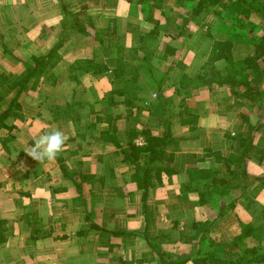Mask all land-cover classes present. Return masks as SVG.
<instances>
[{
    "label": "crops",
    "instance_id": "crops-1",
    "mask_svg": "<svg viewBox=\"0 0 264 264\" xmlns=\"http://www.w3.org/2000/svg\"><path fill=\"white\" fill-rule=\"evenodd\" d=\"M167 1L150 13L139 0H0V74L20 75L63 44L0 131L11 137L0 142V264H224L229 249L245 264L242 248L264 252V123L239 109L230 84L206 77L207 32L226 36L188 31L194 19L183 16L173 32ZM141 63L154 76L116 78ZM1 93L3 111L16 91ZM54 129L65 145L39 164L26 152ZM144 130L169 131L159 157L133 152L148 147ZM241 136H251L244 159Z\"/></svg>",
    "mask_w": 264,
    "mask_h": 264
},
{
    "label": "trees",
    "instance_id": "trees-1",
    "mask_svg": "<svg viewBox=\"0 0 264 264\" xmlns=\"http://www.w3.org/2000/svg\"><path fill=\"white\" fill-rule=\"evenodd\" d=\"M164 2L165 0H139V4L145 5L143 11L150 13L153 10H163L165 8ZM175 2L179 5H182L184 2L193 3V5H190L191 9L187 17L183 16L186 22H189L191 19H198L205 10L223 19L220 32L226 36L225 40H216L210 35V30L207 32V36H209L212 43L207 60L209 72L206 73V77L210 81H216L219 85L230 84L234 95L238 99L241 100L242 98H246L250 100L251 104L259 103L261 104V112H264V69L260 63L264 60V0H199L196 3L194 0H175ZM218 6L222 9L221 12L214 9ZM166 11L169 12L170 10ZM253 16H257L261 22L259 24L253 23L251 21ZM148 21L154 24V30L151 32V36L159 34L160 22L152 16H149ZM248 28L250 33L245 31ZM259 31H262V35H258ZM146 44L147 42H145V45ZM145 45L143 48L148 49ZM62 46V43H58L48 54L32 57L33 65L27 66L26 70L20 75L10 76L5 73L0 74V112L3 109L2 102L4 101L1 91L4 90L7 93L16 91V95L10 104L0 113V131L4 129L10 130L11 116L21 113L22 107L19 103V97L23 91L26 89L36 91L42 78L48 75L60 63L62 55L59 53V50ZM239 46H250L253 50L251 53H247L246 56L236 59L235 50ZM148 54L149 53L144 57V62H149L150 54ZM218 62L225 63L224 70L217 69L216 64ZM142 68L147 70L145 71L144 69V72L153 75V68L149 67V63L147 65H142L141 63L138 67L124 64L120 67V70L115 73L116 78L123 77V73H125L124 77L126 80L138 81ZM14 76L15 79H13ZM155 81L158 82L157 80ZM158 83L160 84L161 82ZM238 87L246 89L244 91H238L236 90ZM165 105V102L161 101L158 107ZM246 120L248 121V119ZM253 130L255 129H252V131ZM169 134L168 131L167 134L160 139L154 137L149 130H144L143 136L147 140L148 147H137L133 145V152L139 153L137 154L139 157L143 152L150 151L153 156L159 157L163 152V148L166 147L169 142ZM249 137L241 136L238 138L239 145L237 146V150L242 151V157L240 159H244L247 153L250 152L246 143ZM9 141H11L9 134L0 137V142L3 144ZM33 218L37 225L40 224L37 216H33ZM5 224L4 221H0V230L2 232L5 231ZM36 229L37 234H39V229L37 227ZM243 229L242 236L254 235L252 225H244ZM239 238L240 237H238V239ZM1 240L3 239L1 238ZM241 250L243 252L242 255H244L241 256L240 259H245V254L247 256L250 255L249 257L251 258H247L243 261L245 264L254 262L264 264V252L260 246L246 247ZM232 251L233 249L226 251L228 256L226 260L223 261L224 264H234L231 259H229L230 255L233 254ZM163 264H186V260L171 263L163 261Z\"/></svg>",
    "mask_w": 264,
    "mask_h": 264
},
{
    "label": "rangeland",
    "instance_id": "rangeland-1",
    "mask_svg": "<svg viewBox=\"0 0 264 264\" xmlns=\"http://www.w3.org/2000/svg\"><path fill=\"white\" fill-rule=\"evenodd\" d=\"M194 1L196 3L199 0H194ZM166 3H167L166 8L171 9V15H172L171 19L173 21V25L171 24L172 26H170V28L173 30V32L176 33L178 29L175 28V25L177 23H179V22L181 23L183 21L181 16L187 17V15L191 9L190 5H193V3L184 2V3H182V5H179L175 2V0H168ZM214 9H217V11H220V12L222 10L220 8V6H218L217 8H214ZM191 20H193V19H191ZM205 21H207L206 24H204ZM251 21L253 23H257V24H259L261 22L257 16H253L251 18ZM192 23H193L192 26H194V28L190 25L191 27L188 28L189 29L188 31H190L191 29H199V28L203 29L205 31V27H208V28L212 27L213 31L216 32L217 28L220 31L222 24H223V19L221 17L214 15L212 12H207L205 10L202 13V15L199 16L198 19H194ZM245 31H247V33H250L249 28L246 29ZM205 32H207V30ZM258 35H262V31H259ZM252 50L253 49L250 46H239L235 50V58L238 59L240 57H244L247 55V53H251ZM260 63H261V66L264 67V60L261 61ZM219 64H220L219 65L220 69L224 70V68H225L224 64L225 63H219ZM9 75L11 76L14 74H9ZM13 79H15V76L13 77ZM255 82H257V81H255ZM254 84H256V83H254ZM245 89L246 88H243V87L236 88V90H238V91H244ZM5 94L8 95L9 93L5 92ZM239 109L246 112V113L253 114L255 117H259L261 119L262 123H264V112H261V104H259V103L251 104L250 100H247L246 98H242L240 101Z\"/></svg>",
    "mask_w": 264,
    "mask_h": 264
},
{
    "label": "clouds",
    "instance_id": "clouds-1",
    "mask_svg": "<svg viewBox=\"0 0 264 264\" xmlns=\"http://www.w3.org/2000/svg\"><path fill=\"white\" fill-rule=\"evenodd\" d=\"M66 137L59 129L41 134L29 147L26 154L39 164L53 161L62 151Z\"/></svg>",
    "mask_w": 264,
    "mask_h": 264
}]
</instances>
